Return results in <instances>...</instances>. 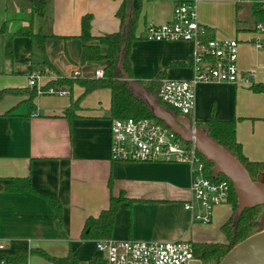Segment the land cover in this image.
Listing matches in <instances>:
<instances>
[{
    "label": "crops",
    "instance_id": "1",
    "mask_svg": "<svg viewBox=\"0 0 264 264\" xmlns=\"http://www.w3.org/2000/svg\"><path fill=\"white\" fill-rule=\"evenodd\" d=\"M186 1L193 0H140L138 38L130 47L128 81L145 82L158 76L192 78L191 43L140 38L146 25L170 21L174 6ZM194 1L199 24L209 28L216 39L236 40L237 68L254 72L255 84L264 85V49L253 46L256 34L251 4L243 0ZM121 2L46 0L43 11L32 16L28 0H0V28L6 19L22 15L0 31V90L13 91L0 100V257L28 252L27 264H52L30 253L36 250L53 257L72 253L78 264L103 261L96 240L81 235L85 221L107 209L110 194L130 200L119 206L110 239L226 242L220 227L232 214L229 204L216 206L206 225L193 223L184 208L191 197L188 165L110 160L109 89H96L81 97L83 88L74 85L70 90L62 88L68 95L60 96L38 94L27 85L32 73L40 75L38 85L44 87L58 76L71 77L75 71L82 79H93L96 70L103 71L107 60L80 62L81 18L91 16L93 37L115 33ZM30 16L33 31L47 37L43 52L30 39L15 37L12 57L6 58L4 46L13 24L27 26ZM101 50L105 52L104 47ZM32 90L35 95L30 110L27 101ZM78 98L72 116L67 117L66 110ZM210 116L234 120L243 156L250 162H264V92L226 83L199 84L195 87L194 127ZM25 177L32 190H6L12 179ZM48 198L59 201V213Z\"/></svg>",
    "mask_w": 264,
    "mask_h": 264
},
{
    "label": "built area",
    "instance_id": "2",
    "mask_svg": "<svg viewBox=\"0 0 264 264\" xmlns=\"http://www.w3.org/2000/svg\"><path fill=\"white\" fill-rule=\"evenodd\" d=\"M242 1V0H241ZM264 7V0H243ZM197 18L196 1L177 3L172 17L166 23L146 25L142 37L149 41H183L193 45L192 70L189 80L161 79L159 99L190 119L194 130L195 87L203 83H226L238 87L255 85V73L237 68L236 40L212 39L206 41ZM256 37L253 46L264 49V20L255 24ZM75 71L71 77H78ZM103 76L102 70L94 72L95 78ZM40 75L32 73L27 79L29 88L38 94L68 95L62 88L43 89L38 85ZM35 115V114H34ZM110 160L123 163H182L190 168L191 197L184 208L191 213L193 223L209 224L213 209L227 204L229 183L226 180L211 181L205 177V164L198 156L193 140L184 143L171 130L152 123L148 119H111ZM96 249L102 253L105 264H192V242L181 238L172 241H142L99 239ZM2 245L0 244V249Z\"/></svg>",
    "mask_w": 264,
    "mask_h": 264
},
{
    "label": "trees",
    "instance_id": "3",
    "mask_svg": "<svg viewBox=\"0 0 264 264\" xmlns=\"http://www.w3.org/2000/svg\"><path fill=\"white\" fill-rule=\"evenodd\" d=\"M140 0H122L116 16L120 21L119 29L115 33L105 34L102 36L93 37L90 33L91 16L84 15L80 22L79 38L83 42L81 53V64L86 62H100L107 60L108 64L103 69L101 78L82 79L79 77H60L47 83L43 89L50 87L64 88L69 90L74 85H79L83 88L81 95L85 96L96 89L106 88L110 90V118L111 119H148L152 123L162 126L170 130L162 121L156 119L146 104L133 94V82L126 78L130 77V61L129 53L131 44L137 40L135 35L138 19L140 16ZM46 0H28L27 8L31 9V15L39 13L45 8ZM26 9L23 10L25 12ZM251 15L253 16L254 26L256 23L264 20V7L259 3L250 5ZM32 16L28 19L27 26H20L13 30L9 38L5 42L4 54L6 58L12 57V41L15 37H26L33 41L39 50L43 52L44 41L47 38L40 32L33 31ZM12 19H6L2 24L0 31L4 32L7 23ZM203 38L206 41L214 39L212 31L209 28L202 30ZM140 38H143L142 36ZM105 48L103 53L101 48ZM49 68L48 63H44ZM52 68V67H51ZM162 76H158L152 80L139 82L145 91L152 96L156 103L167 109L169 112L178 116L180 113L176 109L163 103L158 97V90ZM251 89L256 93L264 92V85H253ZM8 92L12 90H0V100ZM35 95V90H32L27 101L30 110H32L31 100ZM80 98V97H79ZM79 98L72 102L66 110L67 117H71L77 107ZM7 114V113H6ZM196 127H203L207 131V135L218 143L223 148L230 151L245 167L250 174L252 180H255L259 171L264 173V162H250L242 154L241 146L236 140L235 130L236 123L231 121H220L210 116L206 121H197ZM178 139H180L177 136ZM198 156L205 164V177L211 181L226 180L229 183V198L227 204L231 206L232 214L229 219L220 227L225 236V243H195L192 242L194 257L200 260L203 264H218L223 256L237 243L244 240L248 236L259 231L257 219L261 213L262 206H256L243 210L239 219L235 220V211L237 208V200L231 182L223 175L218 178H213L211 174L212 163L207 161L199 152ZM264 183V177H263ZM7 191L17 192L24 190H32L28 177L12 179L11 183L6 188ZM52 208L59 213L60 203L55 198H48ZM130 202L129 199L123 197L122 194L113 196L110 194L107 209L101 211L97 217H89L84 224L82 238L90 240L110 239L112 226L114 223L115 214L119 206L125 202ZM32 254H38L44 257L52 264H78V261L69 253L65 257H53L47 255L43 251H30ZM29 253L22 252L15 255L0 257V264H27ZM87 264H105L98 259H91Z\"/></svg>",
    "mask_w": 264,
    "mask_h": 264
},
{
    "label": "water",
    "instance_id": "4",
    "mask_svg": "<svg viewBox=\"0 0 264 264\" xmlns=\"http://www.w3.org/2000/svg\"><path fill=\"white\" fill-rule=\"evenodd\" d=\"M133 88V94L146 104L152 115L162 121L182 142L190 143L193 140L195 149L212 163L213 178L223 175L231 182L237 200L236 221L243 210L263 207L257 219L259 231L233 246L218 264H264V173L259 171L255 180H252L243 164L230 151L211 139L206 129L200 127L193 130L189 118L169 112L156 103L141 85L133 83ZM192 264L203 263L196 260Z\"/></svg>",
    "mask_w": 264,
    "mask_h": 264
},
{
    "label": "rangeland",
    "instance_id": "5",
    "mask_svg": "<svg viewBox=\"0 0 264 264\" xmlns=\"http://www.w3.org/2000/svg\"><path fill=\"white\" fill-rule=\"evenodd\" d=\"M22 16V15H21ZM20 16V17H21ZM20 17H18V18H9V19H12L13 21H18V20H20ZM11 21V20H10ZM9 21V22H10ZM21 25H20V23L19 22H15L14 24H13V30H15V29H17L18 27H20ZM96 248V247H95ZM97 250V249H96ZM100 253V252H99ZM100 255H102V253L100 254Z\"/></svg>",
    "mask_w": 264,
    "mask_h": 264
}]
</instances>
